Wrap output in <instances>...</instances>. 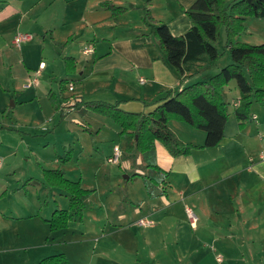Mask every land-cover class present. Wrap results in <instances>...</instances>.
Listing matches in <instances>:
<instances>
[{
    "label": "crops",
    "instance_id": "crops-1",
    "mask_svg": "<svg viewBox=\"0 0 264 264\" xmlns=\"http://www.w3.org/2000/svg\"><path fill=\"white\" fill-rule=\"evenodd\" d=\"M194 1L0 0V53L6 54L16 33L31 35L21 46L25 52L34 41L32 31L39 35L37 32L52 28L54 41L66 43V55L61 57L75 62L74 75L61 77L56 92L49 89L59 101L73 95L86 102L118 103L127 111L149 112L160 98L215 74L200 60L187 64L179 76L143 21L148 10L172 35H181L191 27L185 10ZM110 5L120 11L113 14ZM251 17L244 20V30L250 35L256 28L245 27ZM51 20L53 25H49ZM250 21L260 27L257 33L264 29V19ZM241 38L236 37L240 42L257 44ZM84 44L92 51L84 53V47L81 52ZM38 64H43L39 71L43 74L48 64L42 60ZM31 72H27L29 77H33ZM61 80L68 82L61 87ZM29 81L24 88L33 90H28L27 98L47 100V89L52 85L38 79ZM76 81L80 82L77 87ZM70 84L72 90L68 89ZM232 92L218 145L196 147L189 154L173 157L156 141L151 161L168 176L157 188L163 192L145 196L141 200L145 210H136L138 219L150 222L144 227L135 225L140 238L138 231L131 232L125 213H118L109 229H125V242L102 244L103 216L95 213L87 215L89 224L82 222L74 228L69 224L65 229L68 240L50 242L56 232L47 222L53 212L49 199L55 195L54 187L43 183L31 186L28 178L4 182V192L0 193V264H38L43 257L60 252L69 264L77 255L81 256L78 264H264V103L252 98L248 118L239 121L232 104L238 102L236 84ZM168 126L184 143L201 146L204 142L201 129L177 119H170ZM44 197L47 201L42 202ZM186 206L197 217L194 225L188 221ZM96 228L102 234L96 233L94 244H83ZM77 234L78 239H74Z\"/></svg>",
    "mask_w": 264,
    "mask_h": 264
},
{
    "label": "rangeland",
    "instance_id": "rangeland-1",
    "mask_svg": "<svg viewBox=\"0 0 264 264\" xmlns=\"http://www.w3.org/2000/svg\"><path fill=\"white\" fill-rule=\"evenodd\" d=\"M37 12H39L38 9ZM251 19L245 27L249 25L256 27L254 32L252 31L253 36L243 30L239 34L242 35L240 40L262 43L264 29L257 33L256 30L260 27L255 26V22L250 21ZM44 21L47 23L45 19ZM49 25H53L52 20ZM50 30L46 33L45 31L37 32L40 33L39 35L32 31L34 41L25 52L21 49L24 43L20 47H14L8 43L6 54L5 52L0 53V193L4 192V182L12 183L22 178H28L27 181L31 186L43 183L51 188L52 186L46 182L48 178L55 176L52 174L62 172L66 179L78 182L81 187L92 189V191L87 197L86 206H79L83 207L82 219H71L65 227L54 229L56 232L50 242L68 240V235H65L68 231L65 229L69 224L72 228L82 222L89 224L87 215L102 213L103 235L96 228L95 232L87 234L83 244L92 246L96 233L101 235L102 244H114L115 241L124 243L125 229H120L118 232H110L109 229L111 223H115L113 221H115L116 214L125 213V220L131 225V232L135 234L140 230L135 227L139 213L136 210H145V204H142L141 200L148 196L147 188L150 187L154 192L152 195L163 192V190L157 191L158 185L156 184H145L146 178L144 177L151 175V167L147 165L153 163L150 160L152 156L125 148L124 142L119 137L121 126L108 113L98 112L84 106V103L78 106H61L55 110L49 99L29 100L27 98L28 90H33V88L26 89L24 84L34 77L40 60L45 61L48 66L45 70L42 69L43 74L39 73L37 79L41 84H49V87L52 85V88H48L47 91L53 89L56 92L60 78L67 73L70 75L75 73V70L65 72V57L61 56L66 55L65 48L67 47L64 48L66 43L55 42L54 37L50 35ZM43 39L44 44L41 43ZM87 45L89 44L82 45L81 52ZM216 47L220 55L215 65L207 68L213 73L230 62L226 60V57L230 59V56L229 49L225 46L223 27L220 29ZM1 58L5 61V63L2 61L3 66ZM31 70L33 72L30 74L33 77H29L27 73ZM79 83L76 81V87ZM227 85L226 98L231 101L234 96L232 88L235 86V81L231 80ZM57 100L59 103V99ZM118 108L125 110L121 106ZM61 109H64L63 114H60ZM115 146H118L120 152L117 163L107 160L112 155ZM54 190L55 195L52 196L53 198L50 196L49 199L52 210H66L70 203L68 194L59 186L54 187ZM45 201H47L46 197L42 202ZM72 212L74 215H79L80 210L74 213L72 209ZM105 225L108 226L106 229ZM139 232L136 234L137 238H140ZM78 237L79 234L74 239ZM80 258L77 255L76 260L72 259V263L78 264ZM224 264L230 263L224 262Z\"/></svg>",
    "mask_w": 264,
    "mask_h": 264
},
{
    "label": "trees",
    "instance_id": "trees-1",
    "mask_svg": "<svg viewBox=\"0 0 264 264\" xmlns=\"http://www.w3.org/2000/svg\"><path fill=\"white\" fill-rule=\"evenodd\" d=\"M112 11L116 14L120 9L112 6ZM185 13L191 21V27L178 36L172 35L166 24L155 21L148 10L144 12L143 21L163 51L166 61L179 76H183L187 64L195 61L201 60L204 68L215 65L220 55L216 44L223 27L230 62L218 72L206 80L196 81L172 95L160 98L149 112L122 110L118 108V103L85 102L73 95L64 97L62 102L57 103V95L49 90L47 96L53 108L58 110L61 106H78L84 103V106L98 112L108 113L121 126L119 137L125 148L141 154L148 153L152 157L156 141L173 157L189 154L196 147L218 145L229 115V101L224 88L231 80L235 81L239 93L237 106L233 110L237 120L244 121L248 118L252 98L259 104L264 103V43L249 44L236 39L244 30V20L247 17L264 19V0H195ZM73 70L74 59L65 57V71ZM66 83L61 80L60 86L63 87ZM63 110L61 109L60 114L64 113ZM170 119H177L203 130V144L195 146L182 142L168 126ZM147 166L151 167V175L144 177L145 184L159 185L168 176L167 171L154 163ZM52 175L55 176L49 177L46 182L52 187L59 186L70 199L66 210L55 209L47 219L49 228L54 230L65 227L71 219H82V210L92 189L66 179L62 172ZM153 193L148 187V196ZM72 209L74 213L80 210L79 215H74ZM38 264H69V261L60 252L43 257Z\"/></svg>",
    "mask_w": 264,
    "mask_h": 264
},
{
    "label": "built area",
    "instance_id": "built-area-1",
    "mask_svg": "<svg viewBox=\"0 0 264 264\" xmlns=\"http://www.w3.org/2000/svg\"><path fill=\"white\" fill-rule=\"evenodd\" d=\"M31 39V35L30 34H27V33H16L14 36H13V38H12V44L14 45V46H16V47H19V46H21L24 42H26V41H28V40H30ZM92 51V47H85L84 49H83V52L84 53H89V52H91ZM42 65L43 64H41L40 66H39V68L36 70V72H35V74H38L39 73V71L41 70V68H42ZM36 76L37 75H35L33 78H31L30 79V83L31 82H36ZM72 88H73V86L70 84V85H68V89L69 90H72ZM233 105L234 106H237V102H234L233 103ZM255 116H252V118H254ZM119 157H120V152H119V148H118V146H115L114 147V149H113V153H112V155L110 156V157H108L107 158V160H109V161H112V162H118L119 161ZM185 212H186V215H187V218H188V221H189V223L191 224V225H194L195 224V222H196V219H197V217H196V215H195V213H194V211L192 210V208L191 207H189V206H186L185 207ZM137 222L139 223V224H143V225H148L150 222H149V220H147L146 218H140V219H138L137 220ZM219 259V258H218Z\"/></svg>",
    "mask_w": 264,
    "mask_h": 264
}]
</instances>
